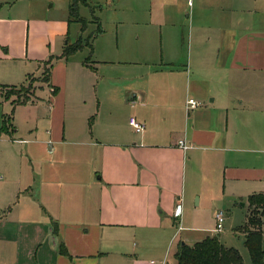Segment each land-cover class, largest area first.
<instances>
[{"label":"crops","instance_id":"obj_1","mask_svg":"<svg viewBox=\"0 0 264 264\" xmlns=\"http://www.w3.org/2000/svg\"><path fill=\"white\" fill-rule=\"evenodd\" d=\"M37 2L0 0V104L29 114L27 138L0 133V264H174L264 192V0H86L83 30L69 0L59 17ZM92 76L109 82L96 106Z\"/></svg>","mask_w":264,"mask_h":264},{"label":"trees","instance_id":"obj_2","mask_svg":"<svg viewBox=\"0 0 264 264\" xmlns=\"http://www.w3.org/2000/svg\"><path fill=\"white\" fill-rule=\"evenodd\" d=\"M86 0H69L68 15L69 20L78 22L81 29L85 28L86 21L79 15V5L84 4ZM102 31L100 27L95 31L99 34ZM94 35H89L87 39L78 38L75 42L66 44L63 56H68L75 51L88 46L92 51V39ZM89 59L85 60L88 63ZM51 59L44 62L43 79H49L51 68ZM23 87H20V89ZM14 91V88H10ZM9 92V91H8ZM12 113L3 114L0 126V133L12 132ZM247 210L244 222L235 227V231L242 232L244 235V246L246 247L251 264H264V192L254 193L247 197ZM62 253L65 249L60 247ZM174 264H241L242 257L239 251L233 247L225 246L218 236H207L192 245L180 242L174 254Z\"/></svg>","mask_w":264,"mask_h":264},{"label":"rangeland","instance_id":"obj_3","mask_svg":"<svg viewBox=\"0 0 264 264\" xmlns=\"http://www.w3.org/2000/svg\"><path fill=\"white\" fill-rule=\"evenodd\" d=\"M66 1L67 0H38L37 4L41 10H43V11L47 10V13H49V15L51 17H59V15H63V12L60 11V8H61V6H63L65 8ZM53 3H54V6H52ZM100 10H101V8H100V6H98L93 11L91 9L88 10L85 8L83 11L85 14L87 13V15H88L87 20L90 21L93 18V16L100 17V13H99ZM86 24H88L87 21H86ZM70 39H71V41L73 40L71 35H70ZM101 41H102L101 43H104V45L107 48L111 47L112 49H115L117 47L115 36L109 35V36H107L105 41L104 40H101ZM60 44H61V41H58V44L56 47L57 50H58V47L60 46ZM79 55H82V53L81 54L79 53ZM104 56H105V58H111V55H104ZM92 59L98 60L94 56H92ZM109 65L110 64H107V63H104V64L98 63L97 67H96V74L98 76L105 75V77H106L105 69H110V68H107V67H110ZM97 83H99V85ZM29 86L30 85L28 84L22 89L13 91V93H15V95L17 97V101L23 100L25 98L24 94L27 93V91L29 93L32 92V90H31V88H29ZM108 86H109L108 80L105 79L103 81H99L97 77L95 78L94 76H92V80L89 83L88 90H89V97H90L92 103L94 104V106H96L98 103V95H97L98 92H97V90H99V92L102 93L104 90H107ZM39 95L42 96L43 99L46 98L45 93L40 92ZM11 110L12 109L10 107L9 102L3 103L2 105L0 104V112L1 113L3 112V113L10 114ZM131 115L132 114H130L129 116H131ZM12 123H14V125L18 126V128H19L18 134H15V136H16L15 138H17V139H18V137L19 138H27L26 137V131L28 128L27 127L28 123H29L28 108H25V107L19 108V109H17L16 113L14 111ZM1 137H3V136H1ZM223 208H227V207H223ZM228 209H229V212L227 215V219L224 223L222 235L223 236L227 235V238L225 239V242H227V245L229 244V245L233 246L235 249H238V251L240 252V254L242 256L241 264H251L249 253H248V251H247V249L243 243L244 242L243 236L241 234L235 236L232 232L233 228L241 225V223L243 222V220L245 218L244 212L246 213L247 206L243 207L240 205V203H236L235 205H233V204L229 205ZM189 214H191L190 211H189ZM216 233L217 234L213 235V236L220 237V234H218L219 232H216ZM263 245H264V240H263ZM169 259L171 261V258H169ZM154 260H158V259L154 258ZM170 264H171V262H170Z\"/></svg>","mask_w":264,"mask_h":264},{"label":"built area","instance_id":"obj_4","mask_svg":"<svg viewBox=\"0 0 264 264\" xmlns=\"http://www.w3.org/2000/svg\"><path fill=\"white\" fill-rule=\"evenodd\" d=\"M189 4H191V0H188ZM187 104L189 108H193L196 107L200 104L199 101L195 100V99H188L187 100ZM128 124L130 125V127L135 131V132H140L143 130L144 125L142 122H140L135 116H130L128 119ZM178 146L181 147L182 149H186L188 146L185 143V141L183 139L178 141ZM1 177V176H0ZM180 210L177 209V213H179ZM215 228L214 231L215 232H220L223 229V223L225 220V215L223 213L222 210L217 211L216 215H215ZM150 264H168L166 260H161V261H155V260H150L149 261Z\"/></svg>","mask_w":264,"mask_h":264},{"label":"water","instance_id":"obj_5","mask_svg":"<svg viewBox=\"0 0 264 264\" xmlns=\"http://www.w3.org/2000/svg\"><path fill=\"white\" fill-rule=\"evenodd\" d=\"M182 243H184V242H182Z\"/></svg>","mask_w":264,"mask_h":264}]
</instances>
